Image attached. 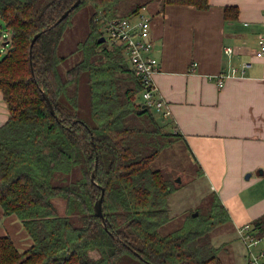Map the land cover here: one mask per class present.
I'll use <instances>...</instances> for the list:
<instances>
[{"label": "trees", "instance_id": "16d2710c", "mask_svg": "<svg viewBox=\"0 0 264 264\" xmlns=\"http://www.w3.org/2000/svg\"><path fill=\"white\" fill-rule=\"evenodd\" d=\"M76 1L42 6V0H0L10 31L0 60V90L9 109L0 126V207L19 218L32 240L21 250L10 235L0 236V264H225L212 240L213 230L230 223L218 194L210 206L192 208L178 227L165 228L174 218L177 188L153 163L183 135L138 99L144 86L124 47L100 41L104 31L95 20L100 12L132 17L156 1L163 8L205 10L210 0H81L58 22ZM88 5L94 12L90 33L78 45L83 58L63 76L59 45L72 14ZM239 12L228 5L225 18L237 19ZM84 75L90 120L80 110ZM102 189L108 228L95 209ZM253 229L264 237V214Z\"/></svg>", "mask_w": 264, "mask_h": 264}, {"label": "crops", "instance_id": "0c3cea01", "mask_svg": "<svg viewBox=\"0 0 264 264\" xmlns=\"http://www.w3.org/2000/svg\"><path fill=\"white\" fill-rule=\"evenodd\" d=\"M210 2L205 10L180 4L163 8L157 1L147 5L151 55L161 62L154 80L167 101V121L183 135L200 171L227 208L230 227L224 230L227 235L235 231L248 264L238 227L253 225L264 214V56L254 55L264 34V0ZM228 5L239 7V18H225ZM227 46L235 48L232 57L225 52ZM248 60L252 66L245 75L229 78L222 87L210 78ZM8 118L0 90V126ZM11 216L0 209V236L10 235L21 250L27 249L32 240ZM212 240L221 257L226 252L236 264L241 250L229 236L220 244Z\"/></svg>", "mask_w": 264, "mask_h": 264}, {"label": "rangeland", "instance_id": "374dc122", "mask_svg": "<svg viewBox=\"0 0 264 264\" xmlns=\"http://www.w3.org/2000/svg\"><path fill=\"white\" fill-rule=\"evenodd\" d=\"M50 1L52 0H42L41 5L44 6ZM93 12L94 9L91 7V5L83 6L79 8L74 14H72L69 19L68 28L64 34L63 39L61 40L58 50L59 55L65 57L60 65V71L63 76L66 75L70 67H72L83 58L82 51L78 50V45L81 41L85 40L90 33V18ZM122 12L123 11L120 10L118 14L121 15ZM97 22L101 23L102 30L104 22ZM0 30L4 34H0L1 60L8 50L6 37H10V31L6 28L5 23L1 17ZM31 54H33V49H31ZM79 96L81 115L84 119L90 120V95L86 75L82 76L79 83ZM138 99L140 101H143L141 94L140 96H138ZM156 116L160 121H162V115L157 113ZM192 156L193 155L190 152L186 141L180 139L170 147L165 148L163 150V153L153 163L154 168L163 169L167 173V176L174 181V185L177 188L171 196V206L173 208L174 218L165 227L167 229L171 228L170 230L178 227L183 222V219L186 217V215L189 214L190 210L195 206H199L200 204H202V206L205 208V204H208L210 206L211 201L213 200L214 193L217 194V192L213 191L208 184L204 172L202 173L200 171L201 167L199 162L194 158V156ZM178 179H180V181H178ZM14 218L21 223L16 215L11 216V219ZM228 225H230V223H225L213 230L212 236L213 238H215V243L220 244L223 241V237L225 239L227 238V236H229V240L234 243V246L239 247V249L241 250L240 258L238 259L236 264H245V249L243 248L242 244L238 242L235 231L231 232L229 230V233L231 232L230 235L226 234V230H224V228L226 226L228 227ZM21 229H23L25 233H27L22 223ZM24 235L25 234L22 235V239H25ZM222 255L227 264H234V261L227 255L226 252H224Z\"/></svg>", "mask_w": 264, "mask_h": 264}, {"label": "built area", "instance_id": "2783aa9c", "mask_svg": "<svg viewBox=\"0 0 264 264\" xmlns=\"http://www.w3.org/2000/svg\"><path fill=\"white\" fill-rule=\"evenodd\" d=\"M146 9V8H145ZM145 9L132 17L109 18L100 12L96 15L97 21L104 22L102 30L104 36L110 41L124 47L125 54L134 68L136 75L141 79L144 86L141 95L146 106L151 107L164 117L170 114L167 101L160 94L159 87L155 83L154 76L161 68V62L151 55L153 43L150 40L151 17ZM225 52L232 57L235 48L227 46ZM256 57L264 56V34L258 39V45L254 51ZM252 66V61L243 62L240 66L232 65L226 71L223 70L210 78L215 79L219 87H222L229 78L243 76L246 70ZM239 236L244 243L250 264H264V249L261 244L264 237L253 229L251 223H246L238 228Z\"/></svg>", "mask_w": 264, "mask_h": 264}, {"label": "water", "instance_id": "95a60500", "mask_svg": "<svg viewBox=\"0 0 264 264\" xmlns=\"http://www.w3.org/2000/svg\"><path fill=\"white\" fill-rule=\"evenodd\" d=\"M80 2H81V0H77V1L74 3V5H73L70 9L66 10V11L61 15V17L59 18L58 22H59V21H62L64 18H66V17L69 15L70 11H71L73 8L77 7V6L80 4ZM40 34H41V33H38V34L35 35V37L33 38V41H32V46H33L34 42L36 41V39L38 38V36H39ZM100 41H102V42H103V41H107V38H106L105 36H103V37L100 38ZM44 95H45V98H46V100H47V103H48V105H49V107H50L51 112H52L53 114H55L54 104L52 103L50 97L48 96V94H47L45 91H44ZM250 174H251V173H248V175H247L248 178H249ZM94 178H95V173L92 174V180H94ZM178 181H180V179H178ZM104 193H105V190L102 189V194H101L100 198L96 201L95 209H96V214H97L98 216H100V217L103 219L104 226H105L106 228H108L107 218H106L105 213H104V211H103V198H104Z\"/></svg>", "mask_w": 264, "mask_h": 264}]
</instances>
